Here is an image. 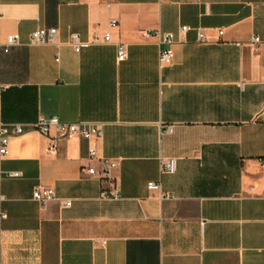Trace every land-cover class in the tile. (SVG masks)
Returning <instances> with one entry per match:
<instances>
[{
  "label": "crops",
  "instance_id": "obj_1",
  "mask_svg": "<svg viewBox=\"0 0 264 264\" xmlns=\"http://www.w3.org/2000/svg\"><path fill=\"white\" fill-rule=\"evenodd\" d=\"M49 28L56 44H28ZM155 30L174 34L170 65ZM39 117L97 126V157ZM0 124L24 129L0 161V264H264V0H0ZM103 160L117 200L86 173ZM40 187L57 199L35 202Z\"/></svg>",
  "mask_w": 264,
  "mask_h": 264
},
{
  "label": "built area",
  "instance_id": "obj_2",
  "mask_svg": "<svg viewBox=\"0 0 264 264\" xmlns=\"http://www.w3.org/2000/svg\"><path fill=\"white\" fill-rule=\"evenodd\" d=\"M112 21L111 25H113ZM189 27L182 26L180 28L181 32H186ZM142 36L148 38H157L158 40V50H159V64L161 66H167L172 63L174 52L173 46L175 45V37L173 33H165L159 30L155 31H141ZM222 34V31H219ZM58 31L56 28L49 29H37L31 33L29 38L30 46H46L56 44V38ZM111 42L110 34L105 33L100 39L98 36H93L89 44H109ZM197 42L204 43V35L200 29L197 30ZM252 42L257 44L260 43L258 37H253ZM69 45H71L75 52H79L80 48L85 45L81 42L79 36L75 33L70 34ZM19 44V38L17 35H10L7 37L5 44L2 46V51L4 53L8 52V49L12 46ZM88 44V43H87ZM127 57L126 46L124 44H117V61H124ZM33 129L41 135H49L52 129L55 130L58 137L69 138V137H81L90 142L88 146V156L89 159H94L97 157V149L93 143H96L103 138L102 131L92 123L89 122H75V123H60L56 117L44 118L39 117ZM24 132V129L20 125H14L8 127L7 125L0 124V161L7 154V147L9 143V138L12 135H19ZM51 150L54 145V138H51ZM117 162L115 161H102V167L100 170H96L93 167H88L86 173L89 177L107 182L111 185V189L103 191L101 196L103 198L117 200L120 198L119 189L115 177L113 176V170L116 168ZM161 170L168 174H173L176 170V160L174 158H168L161 161ZM9 177H18V173H9ZM147 188L150 191L157 192L160 198H170L168 195H164L161 192L160 184L157 182H150L147 184ZM32 199L41 204L45 205L50 201L56 200V195L51 188L40 187L33 191ZM71 202L65 200L63 202L64 207H69Z\"/></svg>",
  "mask_w": 264,
  "mask_h": 264
}]
</instances>
